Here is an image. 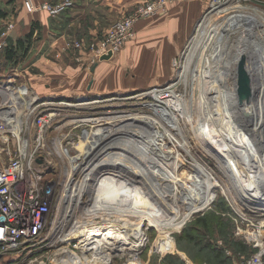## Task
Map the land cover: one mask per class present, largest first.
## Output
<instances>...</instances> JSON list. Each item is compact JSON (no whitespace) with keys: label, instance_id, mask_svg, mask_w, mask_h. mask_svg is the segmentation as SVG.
Segmentation results:
<instances>
[{"label":"built area","instance_id":"obj_1","mask_svg":"<svg viewBox=\"0 0 264 264\" xmlns=\"http://www.w3.org/2000/svg\"><path fill=\"white\" fill-rule=\"evenodd\" d=\"M22 1L29 12L46 11L53 16L63 13L74 3L73 0ZM186 1L143 0L137 9L122 22L120 28L122 38H127L138 19L166 14L171 6L181 5ZM248 2L256 1L208 0L191 34L172 58L174 74L169 84L142 91L149 90L150 93L122 98L139 92L121 95L122 91H114L110 93L115 95H106V97L102 94L96 97L81 95L72 99L73 102L64 96H37L36 107H44L45 110L50 105L58 107L37 116V135L34 139L36 146L40 149H43V145L45 146L48 129L52 126L54 119L61 116L60 111L64 105L85 112L71 122L72 125L78 122L76 126L74 125V130L62 133L56 140L54 150L62 153L63 156H67L62 151L67 150L68 145L79 150V153L72 154L69 158L70 165L66 169L69 176L62 181H58L56 176H51L53 173L47 170L52 160L35 156L27 139L21 140L17 133L19 125L15 114L8 110L9 106L6 108L0 104V139L3 142H10L14 135L20 140L17 154L11 156L8 162L3 163L0 160V217H4L0 220V259L3 255L17 251H33L37 243L47 240L49 231L60 223L57 217H53L54 207L57 209L64 207L66 210L69 203L72 205V201H75L77 207L82 205L81 208L84 207L83 204L92 203L86 200L85 195L95 188L92 186L93 181L95 176L100 174L98 173L100 170L98 168L95 171L97 162L93 163L92 159L79 161L76 156H82V154L98 156V152H101L99 148L105 147L116 139L110 134L107 138L101 139L102 143H98L99 148L95 146V140L99 139L95 118H106L95 114L89 115L91 113L89 110L93 109L91 104L85 106L76 104L80 102V97H85V100L109 98V101L136 98L134 101L141 100L139 102L141 107H151L154 112L171 107L178 122L176 129L173 130L181 133L179 137L183 138L184 143L187 144L185 149L188 156H196L188 148L189 145L203 146V156L206 160L203 165L215 184L211 190L218 193L213 194V201L208 207L220 195L226 199L228 203L226 205L233 212L232 218L238 234L251 248V252L244 258L242 264H264V76L244 70L242 65H238L240 58L237 56L238 47L245 42L255 52L241 58H244L246 63L249 60L251 68L257 73L260 72L264 62V9L252 3L248 6L246 5ZM243 15L250 18V23L246 24ZM14 26L15 23L11 21L3 30L4 38L0 40V50L5 48L7 36ZM241 36L243 41H240ZM120 40L112 35L103 45L93 43L92 47L97 55H103L109 51L114 53L121 46ZM71 45L80 46V43L69 42V46ZM10 85L3 84L7 90ZM156 95L165 96L168 102H158ZM116 96L119 98L111 100ZM149 97L152 99L149 100ZM122 102L125 107L134 105L129 104L130 102ZM178 104L180 108L176 109ZM141 111H146L144 114L151 116L154 113L147 110ZM182 111L187 113L188 117L182 116ZM119 112L125 114L131 111L119 108V111L111 112V114L120 115ZM106 117L111 116L109 114ZM154 119L156 120L150 124L157 121V118ZM103 123L102 121L99 124ZM139 123L147 126L142 122ZM82 124L87 126L78 129V126ZM106 124L111 126L104 127L101 134L105 131L108 133L120 125L123 126L121 123L118 125L113 122ZM144 135L158 139L147 132ZM167 143L173 145V147H168V144L165 146L169 156H183L175 151L179 150L178 143L175 144L170 140ZM150 154L157 156L156 153ZM63 156L60 157L64 159ZM249 157H255L253 164L248 162ZM89 161H91L90 165L87 164ZM245 162L249 163V169ZM107 170L112 171L110 168ZM244 172L251 177L247 178L243 175L244 180L241 179ZM73 174L77 177H72ZM192 182L194 181L191 179L190 187L196 186ZM246 189L252 191L253 196L247 195ZM69 192L72 194L69 195ZM77 196L78 199L80 196L84 197V201L78 200ZM104 212H106L104 206H101L100 213ZM104 215L106 218L110 217V213H104ZM105 222L107 221L102 223Z\"/></svg>","mask_w":264,"mask_h":264},{"label":"rangeland","instance_id":"obj_2","mask_svg":"<svg viewBox=\"0 0 264 264\" xmlns=\"http://www.w3.org/2000/svg\"><path fill=\"white\" fill-rule=\"evenodd\" d=\"M12 1L13 0L9 1L7 4L11 3ZM255 1L256 2H248L246 3V5L249 6L252 3L253 5H259L261 8L264 9V0H255ZM0 4H1V0H0ZM139 4L140 2L136 3V5H134L133 8H131L128 12H126L125 14L121 16H117V17L114 16L112 19L110 18L111 19L110 21L109 19L107 21L106 18H103V19L99 18L98 22L95 23V25L93 24L89 25L94 28H91L90 30L86 28V30L83 32V36L81 37L79 35L76 38L75 42H79L80 46L75 45L74 47V45L73 46L71 45L67 47L66 51L61 52V54H63V52L68 53L67 54L68 58H71V60L68 61L70 63H68L67 65H70V67L72 68V72L69 73V75H67L66 77L69 79V80H66L65 82L66 85H72L71 78H75L76 87H80L81 89L86 88V86L90 83V80L95 78L94 74L91 73V75H89L90 73L89 70L93 63V62L91 63V60L93 61V59H95L96 57L98 58L99 56L96 54V50L92 47V44L96 43L97 45L98 44L103 45V43L106 42L108 37L112 35H115L117 39L119 38L121 39L119 42L121 46L119 47L118 50H116L113 53V55H116L121 51L123 52L126 48L127 50H130L131 52H135L138 50L139 47H141V50L144 52L146 51L147 53V58L141 61L146 63L149 61L148 56L152 55L153 52L154 53L157 52L162 43L167 44L168 47H165L166 48L165 52H169V47H170L169 35H167L166 39H162L161 35L157 38H154L151 34H146V36H144L143 34H140V32L138 31V22L147 20L153 17L138 19L134 25L133 30L130 32L127 38H122L123 35H122V32L120 31V28L122 27V22L125 20V18L128 17V15L132 14L137 9ZM0 7H5V5H0ZM21 7L25 8L24 5ZM0 10L4 11L6 15L9 14L7 11V8L6 9L3 8ZM19 11H20V8L18 7L13 8L11 12L9 11L11 13V16L1 21V27L3 26L2 27L3 29L0 30V40L4 38L2 35V32L3 30L6 29V26L9 21H15L14 23L16 26V15H18ZM93 30L97 32V35H93V36L90 35L91 31ZM84 35L87 37H84ZM178 43H179V37H178ZM80 53L84 55L86 54V56L82 57V59H85L87 61V64L84 65L82 70L81 68L78 67V65L80 66L79 63L81 62L75 63L76 60L74 58L76 54L78 55ZM143 55L145 54L143 53ZM89 56H91L90 59H88ZM101 56L102 55H100V57ZM158 57H161V56H158ZM131 58H133L134 60H137L139 63L141 62L135 56L132 57L131 55ZM163 59L165 60V63L161 64L160 63L161 59L158 58L159 64L152 66L154 69H150V65L147 66L146 68L144 67L145 64L140 63L141 67L139 68V73H137V75H132L131 73H130L131 74L130 76L125 75V78H127L128 82L130 83L131 88L127 91H122L121 95H128V94H133L137 92H142L145 89L151 90V88L162 87L166 84H169L170 78L164 80L165 78L164 79L163 78L153 79L152 77L154 71L161 72L162 70H168V73H169V71L171 70L172 65H170V63L168 64L167 62L168 56L167 58H163ZM29 65L30 64L25 65V62H24V66L22 65L23 69L21 68V66H19L21 70H16L17 68H11V66H7L5 69H3V71L1 72L3 78L0 79L1 81L0 83H2V86L3 84H5L4 82H6L7 85L8 84H11V85L9 86L8 90L0 92V104L1 105L3 104L4 107L8 108V105L11 107H15L14 102L13 103L10 102L11 99H14L16 102H20V101L22 103L26 102V104L21 105L19 108V111H20L19 120L20 119L21 120L20 122H17V121L16 122L18 123V125H22V127H19V126L17 127L18 128L17 133H19L21 140L27 139V143L29 147H31V149L34 150L35 156H38L39 158H43L44 160L45 159L52 160V163L49 164V167L47 168V170H51V172L53 173V175L51 176H56L58 181H62L66 179L67 176H69V172L67 171L66 173V169L70 165L69 158L72 157L71 156L72 154L79 153V150H75L73 146L68 145L69 147H67V150L62 151L63 154L67 156H63L62 153L56 152L54 150V148H56L55 143L58 137L62 133H68L69 131L74 130L78 122H76L73 125L71 122L75 121L76 117H78L79 114H82L85 112L80 111L79 109L75 110L73 108H69L68 105H64V107H62L60 111L61 116L56 117L53 121L52 126H50V128L48 129L47 139H46L47 141L45 143V146L44 145L42 146L43 149H40L39 147H37L35 139H34L35 135H37V128H36L37 116L40 113L54 110L56 106L50 105L45 110L44 107H41V108L36 107L35 104L32 106L27 105V101L28 99H30L28 98L29 93H32L30 85L31 86L33 85L31 81H28L26 79L31 77L32 72L34 73V75H37L38 73L42 72L41 65L39 64L30 65V66ZM74 70H75V73H74ZM84 74H87V76H85ZM53 82H54L53 87L51 89H54L60 86V84L57 86L54 80ZM43 83L44 85H39V87L37 88L35 87V88L38 89L44 86L45 87L48 86V88L50 87V81L49 82L45 81ZM106 95H115V93L114 94L112 93L102 94V96H105V97ZM133 97H137V96H133ZM150 99L152 98L149 97V100ZM92 100H94V98H92ZM134 100H136V98L120 100V101H116V100L106 101V102L95 101L94 103L91 104L93 109L89 110L91 112L89 115L95 114L96 116H106V115L111 114V112L119 111V108L120 110H127V111H131L134 113L141 111V110H147L150 112L153 111L151 107H147V108L141 107L139 105L140 104L139 102L141 100L138 102ZM73 101L74 100H72V102ZM122 101L130 102L129 104L131 105L134 104V105L125 107ZM119 113L122 114L124 112H119ZM137 114H141V112ZM103 122H104L103 124H97V127L104 128L106 126H111V125L106 124L107 118ZM139 122H142V121L140 120H138V122L136 121V123L140 124ZM150 122L152 123L153 119L147 118L144 124H150ZM85 126L87 125L82 124L81 126H78V129L84 128ZM115 131L116 129L111 131L114 134L113 136H115ZM117 139L119 140V142L114 141L112 142V144L110 143L109 145L105 146L106 148L109 146L111 147L110 151L108 150L109 152H112V150L113 152L117 151L116 154L118 153V151L122 152V150L120 149L121 148L120 138H117ZM164 139H165V143L160 144L159 148L161 149L162 152H164L168 156H135L137 158L139 157L138 159L140 160V162H137L136 160H134V162L133 160L128 162L129 156H94L95 160L101 163V164L98 163V166H99L98 168L99 170L101 169L98 173L102 175L97 174L98 176H95L94 178L95 180L93 179L95 182H93V184H96V186L92 185L95 188L91 190L92 191L95 189L100 190L104 188V186L106 187L109 184L108 182L110 178H112L115 181L114 183L115 185H119L118 181L119 179H122L123 177V179H125L126 181L125 186L124 187L120 186L117 188L119 190L120 189L123 190L126 194H129V195H132L133 193H141L143 196L145 195L144 200L139 204H141V206H143L144 208H147L150 212L154 213L155 215L159 217H160L159 212H162L161 210H163L162 206H166L165 210H167L168 212L170 211L172 212V213L170 212L171 215L169 214L168 216L171 218L167 220V222L171 221L169 222L171 223V225H164L161 228L157 226L156 224H154L150 218L146 217V219L141 225V228L145 233L143 236V240L142 238L139 240L141 241V247L135 258L132 257L131 254H127L121 251L114 252L115 246L112 245V249H111L109 245V247H107L108 248L107 250H109L107 253L108 255L107 261L106 259L102 261L100 259H97V261L95 260L96 262L94 261L93 263L91 262H88V263L95 264L98 262L97 264H242L244 258L251 252V248L245 243L244 239L240 237V235L238 234L237 227L232 218L233 212L231 211V209L221 208L219 202L222 201L224 202V204H228L224 197L220 195L217 198V200L213 204H211L209 207L207 208L204 207L202 210L198 212H194L189 217H187L185 220L178 223L181 213L185 211L186 209V207L184 206L185 204L180 205V204H177L176 201L174 202V204L172 203L173 201L168 204L167 198L166 200L165 198L160 199L158 198L157 194H155L156 193L155 189L160 194L164 193L165 192L164 189H166L165 187H171V188L173 187L170 192L172 196H173V193L182 194L184 191L187 190V187L191 186V183H190L191 179L188 178V176L186 175H190L191 173L196 171L195 168L192 167L193 166L192 164L194 162L192 159H195L197 161L200 160L203 162L206 161L205 157L203 156V146L201 144H192L188 146V148L191 149L193 154L196 156H188L187 150L185 149L187 144L184 147L181 145L180 146L177 145V147H179V150H175L177 151L178 155H183V156H169V153L165 149V146L168 144L167 137L165 136ZM98 143L99 141L95 143L96 146L98 145ZM19 144H20V140L18 139L17 136H14V135L12 136L10 142H3L0 139V160L1 162L3 163L8 162L11 156H15L20 146ZM167 146L173 147L172 144H168ZM145 149L142 148L141 152H143ZM99 150H102V149L99 148ZM175 151H174V155H175ZM151 152L152 153L154 152L153 148H151ZM200 154L202 156H200ZM60 156H63L64 159H62ZM90 157L91 156H76V158L79 161L85 160L87 158L89 159ZM150 159H153V160H150ZM180 160H181V163L178 164L177 173H179L178 176L180 177L181 182L171 183V181L173 180L176 181L177 178L175 176L176 170L170 171V167H172V165L174 166V164H176V162ZM113 161H116V162H113ZM90 163L91 161L87 162L88 165H90ZM123 164H125V166H123ZM118 166L120 169L118 168ZM106 168H110L112 171L110 170L104 171V170H107ZM136 168H137V171H141V172L144 171V173H148L152 175V178L154 179V182H155L153 186L154 188L144 187L142 184L136 185V183L135 184L133 183L131 173H133V171L135 172ZM94 173L93 175H95ZM165 174H168V175H165ZM74 176L77 177L75 174H73L72 177ZM107 177L109 178L107 179ZM192 184L198 186L195 183H192ZM196 186H192V187H196ZM143 188H145V190ZM92 191H89V192L92 193ZM68 194L70 195L72 194V192H69ZM172 196L170 195V197ZM94 199H96L95 203L98 204L97 206L98 208L96 207L97 210L94 212L91 210V207L93 206V205L91 206V204L89 205V207H85L84 205V207L81 208L82 205L79 206V208H81V210L85 212V213H82L85 215V217H83L84 215H82L81 212H77V213L75 212L76 210L74 208L75 206H72L71 208V210H73L74 213L71 212L70 213L71 215H67V216H66V211L64 207H61L60 209H57L56 207H54L53 213H52L53 217H57L60 223H58V226L56 228L54 227V229H51V231H49L48 239L37 243L36 246H34L35 250L33 251L23 250V251H17L15 253L3 255L0 259V264H56V263H59V260L58 261L56 260L59 259L60 257H62V260H65V261H72V260L74 261L76 259L79 263L81 262L80 264H82L81 260L83 259L84 260L86 259L87 261L94 260L92 257H94V253L97 252L98 250L101 254H105L103 251L104 248L102 249L92 248L93 251L91 252L87 251V250H91V249H88L87 247L83 249V247H85L86 244L82 243L83 242L82 238L85 236V229L88 227V225L82 224V226H80L79 228L80 231L74 235L75 238L77 237V240L80 239L79 241L80 243H77L76 239H72V238L65 242L58 241L59 240L58 236H64V233L66 234L67 232L70 231V228L72 227L75 218L82 217L81 220L83 223H85L86 220L88 219H94L95 217H100V218L102 217L100 214L101 206H104L105 211L107 210V206L105 205L104 202H102V201H105L106 197L102 196L101 201L99 197L94 198ZM106 203L108 204V201H106ZM112 206L114 207V209ZM118 206L119 205L117 206L111 205L110 211L112 213V216L123 214V216H128V219H131L130 217L134 215L132 213L135 212L133 211L134 209H132L131 207L128 210L129 211L128 212L127 210H123L122 208H120L121 206L118 208ZM115 209L117 210V212ZM228 212L231 215H229ZM87 213H91V214L87 216L88 215ZM111 224H109L108 226L110 227L112 226L111 227L112 232H114V230L117 231L119 227L118 224L114 221ZM123 225L126 226L125 224ZM54 232L55 233L57 232V233L53 235ZM75 242L77 243V245L72 246V244H74ZM108 242L110 243L109 240ZM69 243L71 244L70 247L72 251L74 250L72 253L74 255L64 254V253L61 254L60 248L62 246L69 245ZM134 243H137V240L133 239L132 244ZM107 245L108 244H106V246ZM84 251H87V255L86 254L84 255ZM167 255H171V257H173L174 259V262L171 263L170 261L166 260Z\"/></svg>","mask_w":264,"mask_h":264},{"label":"crops","instance_id":"obj_3","mask_svg":"<svg viewBox=\"0 0 264 264\" xmlns=\"http://www.w3.org/2000/svg\"><path fill=\"white\" fill-rule=\"evenodd\" d=\"M9 1L11 0H1L0 5H5V7H0V9L7 8L9 14L0 17V27L1 21L11 16L10 12L13 8L18 7L20 11L18 15H16V26H14L15 28L12 29L6 39L5 48L0 50V79L3 78L1 72L7 66L17 68L16 70H21L19 66L23 69L24 62L25 65H41V73L34 75L32 72L31 77L26 79L31 81L33 85H30V87L31 92L34 94L29 93L28 96V98H32L37 96L77 97L81 95L96 97L99 94L129 90L131 86L127 78H125V75H137L141 64H145L144 67L146 68L150 65V69H154L152 66L159 64L158 58L161 59L160 63L164 64L165 60L163 58H167L168 56L167 62L172 65L173 56L177 54L191 34L208 0H187L181 5L171 6L166 14L138 22V31L144 36H146V34H151L154 38H157L161 35L162 39H166L167 35H169V52H165V47H168L167 44L162 43L157 52L154 53L151 51L153 54L148 56L149 61L146 63L141 61L147 58L146 51H142L141 47L135 52H131L126 48L123 52L121 51L104 60H102L99 55L98 58L93 59V61L91 60V63H93L89 70V75L92 73L95 78L91 79L90 83L84 89L76 87L75 78H71L72 80L70 79L72 85L65 84L66 80H69L66 78L67 75L72 72L70 65H67L70 63L68 61H70L71 58H68V53L63 52V54H61V52L66 51L67 47H69V42L75 41L79 35L82 37L86 28L89 30L94 28L89 25H95L99 18H106L107 21L108 19L110 21L114 16L117 17L125 14L133 8L136 3L143 0H73L74 3L71 7L56 16L46 11L29 12L26 8L21 7L23 6L22 0H13L11 3L7 4ZM48 1L57 2L59 0ZM2 27L0 30L3 29ZM30 32L33 33L29 37ZM90 35H97V32L93 30ZM84 37L87 36L84 35ZM20 40L25 42L21 48L19 47ZM28 42L29 45L26 46ZM9 47L17 51L19 50L18 55L14 58L7 57L6 49ZM143 53L146 56L143 55ZM131 55L132 57L135 56L138 58L141 64L137 60L131 58ZM84 56H86V54L80 53L78 55L76 54L74 57L76 60L75 63L81 62L79 63L80 66L77 64L81 70L84 65L87 64V61L82 59ZM90 57L91 56H89L88 59H90ZM173 74L174 71L171 67L169 73L168 70H162L161 72L154 71L152 77L153 79L165 78L164 80H166L169 78L171 79ZM84 75L87 76V74ZM53 80L56 82L57 86L59 84L60 86L51 89L54 83ZM45 81H50L49 88L48 86H44L36 89L39 85H44L43 82Z\"/></svg>","mask_w":264,"mask_h":264},{"label":"bare ground","instance_id":"obj_4","mask_svg":"<svg viewBox=\"0 0 264 264\" xmlns=\"http://www.w3.org/2000/svg\"><path fill=\"white\" fill-rule=\"evenodd\" d=\"M243 16H244L246 24L250 23V18L245 16V15H243ZM242 38H243V36H241L240 41H243V40H241ZM242 44H245V45H242ZM240 45L241 46L238 47V51H237V56H239V58H240L238 65L239 66L242 65L244 70L247 69L248 71H251L252 73H254L256 75L259 74L261 76H264V62H263V66H261L260 72L257 73V72L254 71V69L251 68L249 60L246 63L244 58H241V56L246 57L247 55H251L252 53L255 52V50L252 49V48H249L246 45L245 42L241 43ZM243 82L244 81H242V83ZM0 90L1 91H6L7 88L5 86H0ZM146 92L150 93L151 91L149 92V90H147ZM146 92H139V93H137L135 95H128V96L122 97V98H129V97H133V96L145 95ZM64 97H66L67 99H71L72 100V99L77 98L79 96H77V97L76 96L75 97H73V96H64ZM155 97L158 100V102L159 101L163 102V103L164 102H168L165 96L156 95ZM162 97H164V98H162ZM117 98H119V97H117V96L116 97H112L111 100L112 99H117ZM85 99H86L85 97H80L79 98L80 102H78L76 104L79 105V106H85L87 104H92L95 101L106 102V101L110 100L109 98H97V99H94L93 101L91 99H90L91 101L90 100H85ZM10 102H12V103L14 102L15 107H11V106L8 105L9 108H10V109L8 108V110L12 114L15 113L17 121L20 122L21 119L19 120V118H20L19 108H20L21 105L26 104V102H24V103H22L21 101L20 102H16L14 99H11ZM36 102H38V99L36 97H32V98L28 99L27 105L28 106L34 105V104H36ZM46 102L48 104H52V102H50V101H46ZM178 108H180L179 104L176 105V109H178ZM140 112H143V114H137V113H140ZM145 112L144 111H138L136 113L128 112V113L120 114V115L110 114L111 117H106L105 116V118H107V122H113L114 124H118V125L121 123L123 126L120 125V126H118V128L115 127L113 129H111L108 133L106 131L103 132V134L100 133L103 128L99 127L98 128V133H97L99 135L98 141H99V143H102L101 139L107 138V135L111 134V136H113L114 134L111 131L116 129L114 138L117 141L115 140V142H119V140L117 138H120V143H121L120 144L121 145L120 149L122 150V152L118 151V153L116 154L117 151L113 152V150H112V152H109L110 149H111L110 146L107 147V148L106 147H101L100 149H102V150H100L101 152H98V156H129L128 162L132 161V160H133V162H134V160H136L137 162H140V160L138 159L139 157L137 158L135 156H151V154H150L151 153V148L154 149V152L152 154L156 153L157 156H168L167 154L162 152L161 149L159 148L160 144L165 143V139H164L165 136L167 137V141L170 140L171 142L178 143L179 146L181 145L183 147L186 145V143H184L183 138L181 139L179 137V134H181V133L177 132V131L174 132V130H173L174 128L176 129V127H177L176 123H178V122H176L177 121V117L174 114L175 112H173L171 110V107L162 108L161 110L152 113L153 116H156L155 118H157V121H155L153 124H146L147 126H145L143 124L136 123V121L138 122V120H140V121H142L144 123V122H146L147 118L156 120L150 114H147V113L144 114ZM181 115L184 116L185 118L188 117V114L185 113L184 111H182ZM104 120L105 119H102L100 117L95 118V122L97 124L101 123ZM118 122H120V123H118ZM19 127H22V125H19ZM146 132L148 134H153L155 137H158V139L160 141H156L158 139H153L151 137H145L144 133H146ZM123 136H124V138H122ZM98 141L95 140V143H97ZM95 146H96V144H95ZM115 148H117V147H115ZM142 148H144V149L146 148V149L143 152H141ZM118 150H119V148H118ZM82 156H84V154ZM218 157H220V156H218ZM125 158H127V157H125ZM89 159L90 160L92 159L93 163L97 162L95 164V171H97V169L99 167L98 163H100V162L95 160L94 156H91ZM254 159H255V157H249L248 162L250 164H253ZM150 160H153V159H150ZM192 160L194 161L193 165H194V168H195L196 171H194V174L191 173L190 175H186V176H188V178L192 179L194 181L192 183L197 184L198 185L197 187H187V190L184 191L182 194L173 193V196L170 193L173 187L172 188L171 187H165L166 188V189H164L165 192L161 193V194L159 192H157V190L155 189V191H156L155 194H157L158 198H160V199L165 198V200L167 198L168 199L167 200L168 204L170 202H172V201H173L172 202L173 204H174L175 201H176L177 204H180V205L185 204L184 206L186 207V209L184 208L185 211H183L181 213V216H180V219L178 220V223L183 221V220H185L187 217H189L194 212H198V211L202 210L204 207H208V205L213 201V198H214L213 194L214 193L218 194V193L213 192L211 190V187L214 186L215 184L213 183V181L211 179L210 173L204 167L203 161H200V160L197 161L195 159H192ZM113 162H116V161H113ZM248 162L244 163L245 165H247V169H249V167H250ZM179 163H181V160L177 161L176 164H174V166L172 165V167H170V171L176 170V175L175 176L177 178L176 181L173 180V181H171V183H173V182H177V183L181 182L180 177L178 176L179 173H177L178 172V164ZM123 166H125V164H123ZM113 168H115V167H113ZM118 168H119V166H118ZM106 169H109V168H106ZM107 171H109V170H107ZM167 172H169V171H167ZM127 174H129V173H127ZM131 175H132V179H133V183L134 184L135 183H136V185L137 184L138 185L142 184L144 187L154 188L153 186H154L155 182H154V179L152 178V175H150L148 173H144V171L143 172L137 171V168H136L135 172L133 171V173H131ZM165 175H168V174H165ZM243 175H244V177L246 176L247 178L251 177L250 175H248L247 172H244L241 175V179H243V180H244ZM108 178L109 177H107V179ZM164 178H165V176H164ZM118 182H119V185H115L114 184L115 181L112 178H110L109 182H108L109 184L106 187L104 186V188H102L100 190L95 189V190L92 191V193L89 192V194L87 193L85 195L86 200L90 201V202L92 201V203L83 204V205H85V207H89L90 204H91V206L93 205L91 207V210L93 212L96 211L97 208H98L97 207L98 204L95 203L96 199H94V198L99 197L100 201H101V197L102 196L106 197L105 201H102V202H104L105 205L107 206V210H106L107 212H104V213H110V217L109 218H106V216H103L104 215L103 213H100L101 216H102L101 218L100 217H95V218L93 217L94 219H88V220H86L85 223L82 222L81 217L75 218V220L73 222V225L70 228V231L67 232L66 234L64 233V236H58V238H59L58 241L59 242H65V241L70 240L72 238V239H76L77 243H80L79 242L80 239L77 240V237L75 238L74 235L77 232L80 231L79 228H80V226H82V224L88 225V227L85 229V236L82 238V241H83L82 243L86 244V246L83 247V249H85L87 247L88 249H91V250H87V251L91 252V251H93L92 248H95V249L104 248L103 251H104L105 254H101L99 252V250H98L97 252L94 253V257H92L94 260L87 261L86 259L85 260L83 259V260H81L82 264H89L88 262L93 263L95 260L97 261V259H100L101 261L106 259V261H107L108 260L107 253L109 251V250H107L108 249L107 247H109V245H110L111 249H112V245L115 246L114 252L121 251V252H124V253H127V254H131V256L135 258L136 255L138 254V251L140 250V247H141V241H139V240L141 238L143 240V236H144V233H145L142 230L141 225L144 222V220L146 219V217L150 218L151 221L154 224H156L157 226H159L161 228L164 225H171V223H169L171 221L167 222V220L169 218H171V217H168V216H169V214L171 215L172 212L170 211L171 212L170 213L167 210H165L166 206H162L163 210H161L162 212H159V214H160V217H159V216L155 215L154 213L150 212L147 208H144L143 206H141V204H139V203H141L144 200V196L145 195L143 196L141 193H133L132 195L126 194L123 190H121V189L119 190L117 188V187H120V186H122V187L125 186V183H126L125 179H123V177H122V179H119ZM186 183H184V184H186ZM148 184H150V185H148ZM93 185L96 186V184H93ZM143 189L145 190V188H143ZM246 193H247V195H252L253 196L252 191H250L249 189H246ZM170 195L172 197H170ZM176 197H177V199H176ZM77 199H78V197H77ZM83 199H84V197L80 196V198L78 200H83ZM93 201H94V203H93ZM106 201H108V204L106 203ZM79 202H77V203H79ZM111 205H114V206L119 205L118 208L121 206L120 208H122L123 210H127V211L132 207V209H134L133 211H135V212L132 213L134 215L131 214L132 215L130 217L131 219H128V216H123V214L121 215L119 213H118L119 215H115V216L113 215L112 216V213L110 211L111 210V208H110ZM70 206L77 207L78 205H75V201L74 202L72 201V205H71V203H69V205H67L68 208L65 210L66 211V216L67 215H71L70 214L71 212L74 213L73 210H71L72 207L70 208ZM75 209H76L75 210L76 213L77 212L85 213L79 207H77ZM113 209H114V207H113ZM194 210H196V211H194ZM92 211H91V213H92ZM116 212H117V210H116ZM91 213H87V214H91ZM104 221H107V222L102 223ZM113 221L116 222L118 224V226H119L118 230L117 231L114 230V232H112V228H111L112 226L111 227L108 226ZM123 224H125L126 226H124ZM151 227H153V226H151ZM56 233L54 232L53 235H55ZM133 239L137 240V243L132 244ZM108 240L110 241V243L108 242ZM75 243L72 244V246L77 245V243L76 244ZM115 243H116V245H115ZM106 244H108V245L106 246ZM70 245L71 244L69 243V245H67V246H62L60 248V253L61 254L64 253V254L74 255V254H72L74 250L72 251ZM87 251H84V255L85 254L87 255ZM86 258H87V256H86ZM58 260H59V263H56V264H80L81 263V262L79 263L76 259L74 261L73 260L72 261H65V260H62V257H60L56 261H58Z\"/></svg>","mask_w":264,"mask_h":264},{"label":"trees","instance_id":"obj_5","mask_svg":"<svg viewBox=\"0 0 264 264\" xmlns=\"http://www.w3.org/2000/svg\"><path fill=\"white\" fill-rule=\"evenodd\" d=\"M5 15H6V13H5L4 11L0 10V17H3V16H5ZM32 33H33V32H30V33H29V37L32 35ZM23 44H25V42H24L23 40H20V42H19V45H20V46H19V47L21 48ZM28 45H29V42H28V44H27L26 46H28ZM24 47H25V46H24ZM24 47H23V48H24ZM6 50H7V57H8V58H14V57L17 56L18 53H19V52H18L19 50L17 51V50H15V49L12 48V47L7 48ZM25 50H26V49H25ZM219 203H220V206H221L222 209H229L228 206H227L226 204H224V202L221 201V202H219ZM166 258H167L166 260L170 261L171 263L174 262V259H173V257H171V255H167Z\"/></svg>","mask_w":264,"mask_h":264},{"label":"water","instance_id":"obj_6","mask_svg":"<svg viewBox=\"0 0 264 264\" xmlns=\"http://www.w3.org/2000/svg\"><path fill=\"white\" fill-rule=\"evenodd\" d=\"M112 55H113V52L109 51L108 53L103 54L100 58L102 60H104V59H108V58L112 57ZM93 70H94V68H93ZM3 219H4V217H0V220H3Z\"/></svg>","mask_w":264,"mask_h":264}]
</instances>
